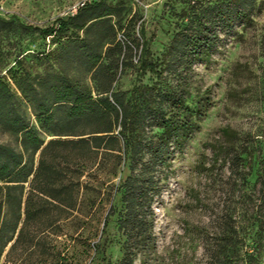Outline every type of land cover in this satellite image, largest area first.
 <instances>
[{"label": "trees", "instance_id": "1", "mask_svg": "<svg viewBox=\"0 0 264 264\" xmlns=\"http://www.w3.org/2000/svg\"><path fill=\"white\" fill-rule=\"evenodd\" d=\"M263 6L264 0L186 3L163 53L166 74L178 85L171 89L116 86L126 62L132 66L129 54L142 45L135 15L121 0L83 1L44 26L0 16V33L42 41L32 52L21 49L0 74V132L14 140L0 143V264H94L111 221L120 236L116 264L154 252L153 208L170 160L210 107L205 93L192 95L193 66L211 59L221 33L239 24L234 32L242 34L253 25ZM27 56L38 71L25 64ZM138 69L155 70L143 59ZM222 132L236 138L227 127ZM248 152L229 163L242 183L255 176L259 213L246 223L226 212L216 231L204 232L209 264H264V153L243 172Z\"/></svg>", "mask_w": 264, "mask_h": 264}, {"label": "rangeland", "instance_id": "2", "mask_svg": "<svg viewBox=\"0 0 264 264\" xmlns=\"http://www.w3.org/2000/svg\"><path fill=\"white\" fill-rule=\"evenodd\" d=\"M83 1L0 0V16L44 26L74 11ZM121 1L126 11L135 15V34L142 45L129 54L132 66L126 62L116 86H178L176 79L166 74L163 53L182 21V8L195 0ZM239 27L237 24L233 31L221 33V44L211 59L193 66L192 95L202 91L210 107L206 117L196 122V130L182 151L170 160L169 179L153 208L155 250L144 259L137 257L134 264H209L203 250L204 232L216 231L226 212L239 215L246 223L252 211L259 213L255 176L247 178V185L237 180L229 158L249 150L251 154L248 152V159L242 162L246 165L238 168L245 172L254 156L264 153V6L242 34L234 32ZM37 47H42V41L35 34L19 37L17 33H0V74H5L6 66L21 49L32 52ZM142 59L155 70H139ZM25 64L39 69L29 56ZM225 127L235 132L236 138L227 139L222 132ZM0 143L13 145L14 140L0 132ZM105 237V251L94 264H116L121 256L120 236L113 221Z\"/></svg>", "mask_w": 264, "mask_h": 264}]
</instances>
